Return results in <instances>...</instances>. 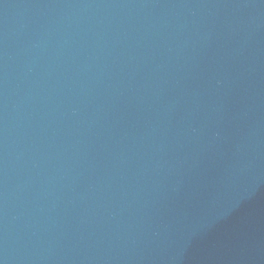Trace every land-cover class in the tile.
Listing matches in <instances>:
<instances>
[{
    "label": "water",
    "instance_id": "obj_1",
    "mask_svg": "<svg viewBox=\"0 0 264 264\" xmlns=\"http://www.w3.org/2000/svg\"><path fill=\"white\" fill-rule=\"evenodd\" d=\"M0 264H264V0H0Z\"/></svg>",
    "mask_w": 264,
    "mask_h": 264
}]
</instances>
